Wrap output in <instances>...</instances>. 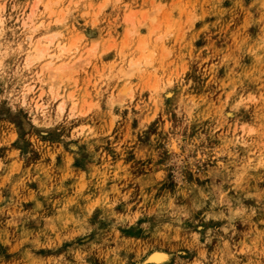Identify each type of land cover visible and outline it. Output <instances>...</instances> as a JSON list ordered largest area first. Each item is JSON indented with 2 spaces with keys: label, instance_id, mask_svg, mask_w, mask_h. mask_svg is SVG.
I'll use <instances>...</instances> for the list:
<instances>
[{
  "label": "rangeland",
  "instance_id": "1",
  "mask_svg": "<svg viewBox=\"0 0 264 264\" xmlns=\"http://www.w3.org/2000/svg\"><path fill=\"white\" fill-rule=\"evenodd\" d=\"M35 1L0 0V173L19 174L0 189V264H264V0H61L59 25L39 0L54 52L81 38L27 67V36L48 32L21 25ZM141 39L152 62L127 75ZM53 59L79 67L57 99Z\"/></svg>",
  "mask_w": 264,
  "mask_h": 264
},
{
  "label": "bare ground",
  "instance_id": "2",
  "mask_svg": "<svg viewBox=\"0 0 264 264\" xmlns=\"http://www.w3.org/2000/svg\"><path fill=\"white\" fill-rule=\"evenodd\" d=\"M41 1V0H40ZM44 1V0H43ZM116 1V0H115ZM61 2V0H46V2H44V3H42V5H43V9H45L44 11L45 12H47V17L49 18V21H47V20H44L42 17L41 18H38L39 16H37L36 15V9L38 10V5H39V0H36L34 3H33V5L31 6V8L29 9V11L22 17V19L20 20V22H21V25L23 26V28H25V29H32V33H35L37 30H38V28L40 27V26H42L43 27V24L44 25H46V21L47 22H50V21H53L54 23H56V24H60V23H62L63 21H64V18H63V16H64V14H66L65 13V11L63 10V9H61V15L60 14H58V15H60V16H58V17H54V20L53 19H51L52 18V16L54 15V12L56 11V10H54L53 9V5L54 4H58V3H60ZM117 2V1H116ZM62 3V2H61ZM2 5V4H1ZM0 5V25L3 23V19H4V14H3V11H4V7L2 8V6ZM97 6V5H96ZM60 8V7H59ZM99 8H100V6H99ZM41 10V9H40ZM97 10H100V9H97ZM38 12V11H37ZM67 12V11H66ZM87 12V11H86ZM96 12V11H95ZM99 12V11H98ZM98 12H97V14H98ZM59 13V12H58ZM85 13V12H84ZM39 14V13H38ZM96 14V13H95ZM86 15H87V13H86ZM154 15V14H153ZM153 15H152V17H153ZM145 17L144 18H146V15H144ZM147 16H149V18H150V16H151V14H147ZM96 17V16H95ZM154 17H155V15H154ZM153 17V18H154ZM148 18V17H147ZM153 18H151V19H153ZM156 18V17H155ZM154 18V19H155ZM39 20V22L38 23H36L37 21ZM130 21L132 24H133V26H134V17H133V15H132V13H128L127 14V16H126V21ZM153 21H156V20H151V22H153ZM52 22V23H53ZM51 23V22H50ZM64 23V22H63ZM48 24V26L47 27H49V23H47ZM140 24H141V22H140ZM154 24V23H153ZM156 24H154V26H155ZM2 26V25H1ZM1 26H0V28H1ZM151 26V25H150ZM157 26H160L159 24L157 25ZM44 28V27H43ZM2 29V28H1ZM45 29V28H44ZM47 29V28H46ZM45 29V30H46ZM49 29V28H48ZM48 29L46 30V31H48ZM134 27H130V28H128V35H130V37H131V34H133L134 33ZM153 29V28H152ZM159 29V28H158ZM157 29V30H158ZM156 30V29H155ZM50 31V30H49ZM45 32V33H40V35H38L37 37H36V39L35 40H32V34L30 35H28L27 37H28V39L30 40V42H28V44L30 43V48L28 47V49L29 50H27V52L25 53L26 54V56H25V60H24V62H26V66L28 67V66H30V65H32V64H34V63H37L38 61H45L46 59L45 58H47V57H49V58H51L52 59V57H55V58H57V59H60L62 56H64V55H66L67 54V52H70V50L72 49V46H74L75 48L78 46H75V44L77 43L76 41L77 40H80V38L78 39V38H73L72 40H70V42L68 43V44H70V45H65L64 44V41H62L63 43H59V39L57 40V42H58V49H59V51H57V53H56V51L54 52L53 50L54 49H52L51 48V46H52V44H55V40L59 37V35L61 36V33L62 32H60V31H58V30H53V31H50V32ZM28 32V31H27ZM43 32V31H42ZM136 32V31H135ZM63 34V33H62ZM159 36H160V38H162L163 37V35L162 34H159ZM158 37V36H157ZM82 38H83V36H82ZM160 38L158 37V39L160 40ZM27 39V40H28ZM34 39V38H33ZM126 39L128 40L129 38H128V36L126 37ZM145 39V38H144ZM74 40H76V41H74ZM142 40V39H141ZM146 40V39H145ZM145 40H142V41H140L139 42V45L137 46V49L138 48H142L141 49V54L143 55V56H141V57H138V58H136V59H133V58H131V62H130V60H128V62H130V63H128L127 62V65L129 66H127L128 68H127V70H124V72H125V74H129V72H131L130 74H132L135 70V67H137V66H140L141 65V63L143 62H146V64H148V63H151L152 61L150 60V61H148L149 59H152L151 57H150V55L151 54H153L152 52H150V50H148V52L149 53H151V54H148V52H146V54H145V48H147L146 46H147V43H148V41H145ZM148 40V39H147ZM155 40H157L156 38H155ZM66 41H68V40H66ZM114 41V40H113ZM150 41V40H149ZM73 42H75V43H73ZM72 43V44H71ZM98 42H94V43H92V44H90L89 45V47H88V49H87V55L85 56V55H83V56H85L82 60H80V62L77 64V66H82V64L84 65V61H88L89 59H90V57H93V55L95 56V52H96V49H97V44ZM110 43H112V42H110ZM57 44V43H56ZM56 44H55V46H56ZM79 44V43H78ZM114 44V43H113ZM126 45H127V43H126ZM129 45V44H128ZM114 46V45H113ZM112 46V47H113ZM116 46V45H115ZM111 48V47H110ZM109 48V49H110ZM56 49V48H55ZM57 49V50H58ZM104 49V48H103ZM77 50V49H76ZM105 50V49H104ZM122 50V49H121ZM106 51V50H105ZM74 52H75V49H74ZM83 52V51H82ZM102 52V51H101ZM121 51H119V53H120ZM143 52H144V54H143ZM167 52V51H166ZM165 52V53H166ZM169 52V51H168ZM1 53V52H0ZM81 53V52H80ZM104 53V52H103ZM122 55H123V53H121ZM73 55V54H72ZM100 55V54H99ZM71 56V55H70ZM153 56V55H152ZM80 57V56H79ZM125 57V56H124ZM135 57V56H134ZM156 57V56H155ZM133 59V60H132ZM69 60V59H68ZM68 60H66V62H61V63H55L56 61H54V59L53 60H47V62H45L43 65H44V67H43V69H45V67H46V69H45V71L47 72V74H48V76L50 77V80H51V85H49V89L48 90H50V92L54 95V98L55 99H57V98H59L60 96H62V95H60L59 96V91H58V89L60 88V84L64 81V79H66L67 77H69V76H71V75H73V73H76V72H73V71H75V69L76 68H79V67H77L76 66V63H74V62H67ZM90 61V60H89ZM147 61H148V63H147ZM85 62V63H86ZM88 63V62H87ZM86 63V64H87ZM145 64V65H146ZM41 65V64H40ZM142 66V65H141ZM81 68V67H80ZM138 68V67H137ZM136 68V69H137ZM42 69V70H43ZM129 69V70H128ZM132 70H134L133 72H132ZM137 71V70H136ZM42 72V71H41ZM41 72L39 71V74H41ZM78 72V71H77ZM37 75H39L38 73H36ZM127 74V75H128ZM39 78V77H38ZM69 79V78H68ZM46 81V80H45ZM44 81V82H45ZM34 85V84H33ZM32 85L29 87L28 85H27V90L24 92V94H22V98H23V102H25V101H27L26 100V98H27V96H28V94H29V91H31L32 90ZM57 87H59V88H57ZM23 88H24V86H23ZM25 88H26V86H25ZM131 88V87H130ZM129 87H125V86H123V91H121L122 93L121 94H123V95H125V94H127L128 95V93L130 94V93H132V90L130 89ZM131 90V91H130ZM23 91V90H22ZM43 91H44V88H43ZM43 91H41V93H40V95L38 96V97H41L42 96V94H43ZM22 93V92H21ZM52 94H50V95H52ZM72 92L71 93H69V97L72 99L73 97H72ZM126 95V96H127ZM128 97V96H127ZM32 99V98H31ZM53 99V98H52ZM51 99V100H52ZM69 99V98H68ZM34 102V107H33V109H34V113L35 112H37V111H40L42 108H43V106L44 105H46V104H44L43 102H42V100L40 101V100H38V98H36V99H34L33 100ZM65 101H67V99L65 100ZM65 101H64V99H60V101H58V108L57 109H59L58 111L60 112H63V110H64V108H65ZM73 102H75L76 103V101H73ZM72 104H74V103H72ZM75 106H76V104H74ZM45 107V106H44ZM74 108V107H73ZM56 109V110H57ZM44 110V109H43ZM87 110V109H86ZM89 110V109H88ZM87 110V111H88ZM71 111L73 112L74 111V109H71ZM85 111V110H84ZM86 111V112H87ZM42 112H44V111H42ZM41 113V112H40ZM47 113V112H46ZM54 113V112H53ZM81 113H85V112H81ZM60 115H61V113H60ZM75 115V114H74ZM37 116V115H36ZM54 116V115H53ZM57 116V115H56ZM70 116V115H69ZM72 116H73V114H72ZM71 116V117H72ZM49 117V116H48ZM61 117V116H60ZM39 119V118H38ZM48 125V124H47ZM85 126H83V128H84ZM169 258V253L168 252H166V251H164V250H154V251H152L151 253H149V256H148V258H147V261H148V263H152V262H155V263H158V264H160V263H162V262H164V261H166L167 259Z\"/></svg>",
  "mask_w": 264,
  "mask_h": 264
},
{
  "label": "snow or ice",
  "instance_id": "3",
  "mask_svg": "<svg viewBox=\"0 0 264 264\" xmlns=\"http://www.w3.org/2000/svg\"><path fill=\"white\" fill-rule=\"evenodd\" d=\"M236 6L238 10L243 7V5L239 3V0H237ZM262 22H264V17H262ZM57 163H59V161H57ZM53 169L55 170V165H53ZM0 177H2V179H0V189L5 188V186L10 187L11 182L14 180L19 181V174H13L12 172L7 173V175L0 173Z\"/></svg>",
  "mask_w": 264,
  "mask_h": 264
}]
</instances>
